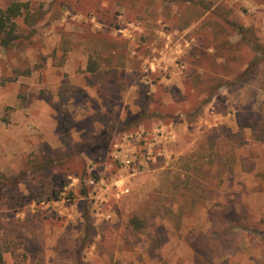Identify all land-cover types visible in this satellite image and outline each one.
I'll list each match as a JSON object with an SVG mask.
<instances>
[{
    "label": "rangeland",
    "instance_id": "rangeland-1",
    "mask_svg": "<svg viewBox=\"0 0 264 264\" xmlns=\"http://www.w3.org/2000/svg\"><path fill=\"white\" fill-rule=\"evenodd\" d=\"M14 2L0 264H196L209 208L264 232V0ZM210 256L264 264V237Z\"/></svg>",
    "mask_w": 264,
    "mask_h": 264
},
{
    "label": "trees",
    "instance_id": "trees-1",
    "mask_svg": "<svg viewBox=\"0 0 264 264\" xmlns=\"http://www.w3.org/2000/svg\"><path fill=\"white\" fill-rule=\"evenodd\" d=\"M24 11V4L21 2H14L7 8H0V36L2 42L7 47H10L13 41L18 38L17 34V17ZM9 45V46H8ZM257 62L253 61L250 69L257 66ZM90 70L95 71L96 66H90ZM250 114L245 117V121L241 122V128L253 127ZM200 165L201 163H197ZM190 165V163H188ZM190 169V166H188ZM208 216L211 223L210 229L198 232L191 241V247L194 253V260L196 264H216L215 260L210 256L212 250L217 252L218 256H222L230 252L233 247L238 245L241 237L245 233L251 235H262L264 232L260 230L256 223H247L242 220L235 208L227 211L220 209H208ZM131 223L137 229H143L145 222L138 216L131 218ZM226 264V263H221Z\"/></svg>",
    "mask_w": 264,
    "mask_h": 264
}]
</instances>
